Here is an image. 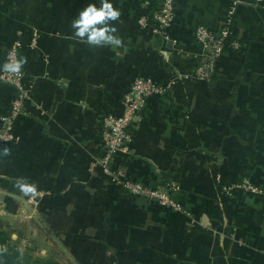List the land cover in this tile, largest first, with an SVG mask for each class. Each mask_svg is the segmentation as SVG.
I'll list each match as a JSON object with an SVG mask.
<instances>
[{"label":"crops","instance_id":"obj_1","mask_svg":"<svg viewBox=\"0 0 264 264\" xmlns=\"http://www.w3.org/2000/svg\"><path fill=\"white\" fill-rule=\"evenodd\" d=\"M103 2L0 0V70L19 42L28 95L0 141V231L51 264H264V0H174L166 34L150 22L162 0H108L121 44L90 45L73 21ZM228 21L239 47L210 63L195 29ZM137 77L171 87L134 118L112 170L181 211L96 165L102 119ZM16 99L0 83V118Z\"/></svg>","mask_w":264,"mask_h":264},{"label":"built area","instance_id":"obj_2","mask_svg":"<svg viewBox=\"0 0 264 264\" xmlns=\"http://www.w3.org/2000/svg\"><path fill=\"white\" fill-rule=\"evenodd\" d=\"M174 16V0H162L150 19L153 32L166 34L167 29L174 21ZM139 23L145 26L149 22L142 18ZM195 39L203 48L210 63L220 59L226 50L239 47L229 21L216 31L197 27ZM20 48L21 44L16 42L7 49L5 61L0 70V83L14 87L17 92V99L11 104L10 114L0 118L3 124L0 128V141L4 143L12 140L9 129L11 121L22 113L24 100L28 97L24 88V72L18 56ZM197 75L200 79H208L209 77L205 69L197 70ZM170 87L171 84H157L149 78L137 77L133 80L128 92L123 97L122 112L118 115L108 114L102 119L100 133L102 155L96 165L101 168L113 184L123 186L130 194L181 211V208L166 193L126 181L120 172L112 170L115 157L120 154H127L130 150L132 136L129 132V126L134 118L143 112L150 98L167 94Z\"/></svg>","mask_w":264,"mask_h":264},{"label":"clouds","instance_id":"obj_3","mask_svg":"<svg viewBox=\"0 0 264 264\" xmlns=\"http://www.w3.org/2000/svg\"><path fill=\"white\" fill-rule=\"evenodd\" d=\"M119 15V11L114 10L108 0H104L100 8L89 5L73 21L75 36L85 39L90 45H120L121 41L113 35L115 29L107 24L109 20H117Z\"/></svg>","mask_w":264,"mask_h":264},{"label":"trees","instance_id":"obj_4","mask_svg":"<svg viewBox=\"0 0 264 264\" xmlns=\"http://www.w3.org/2000/svg\"><path fill=\"white\" fill-rule=\"evenodd\" d=\"M8 242V235L5 232H0V264H27L26 261L23 262V260L20 259V254L12 246L8 245L6 250L1 248L7 245Z\"/></svg>","mask_w":264,"mask_h":264},{"label":"rangeland","instance_id":"obj_5","mask_svg":"<svg viewBox=\"0 0 264 264\" xmlns=\"http://www.w3.org/2000/svg\"><path fill=\"white\" fill-rule=\"evenodd\" d=\"M0 230H2V229L0 228ZM0 232H5V231H0ZM8 245L9 246H12L20 254V259H22L23 262L26 261L27 264H51L50 262H48V260H46V259H39L37 257V254H38V250L37 249L35 251L28 252V250L25 251L22 248V245L20 243H15V245L13 246L11 244V241H9L7 245L2 246L1 248L3 250H6V247ZM8 253H10V252H8ZM52 257L54 258V256H52ZM50 260H53V259H50Z\"/></svg>","mask_w":264,"mask_h":264}]
</instances>
